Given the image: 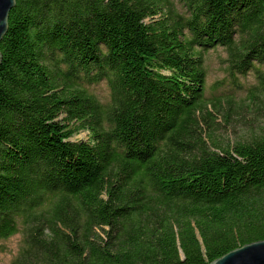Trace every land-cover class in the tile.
Wrapping results in <instances>:
<instances>
[{
  "label": "trees",
  "instance_id": "16d2710c",
  "mask_svg": "<svg viewBox=\"0 0 264 264\" xmlns=\"http://www.w3.org/2000/svg\"><path fill=\"white\" fill-rule=\"evenodd\" d=\"M182 1L188 15L16 0L0 43V240L23 245L10 264H211L264 240V0ZM217 46L231 75H255L246 110L208 108L196 48ZM78 78L107 80L111 103ZM217 115L262 133L206 135Z\"/></svg>",
  "mask_w": 264,
  "mask_h": 264
},
{
  "label": "rangeland",
  "instance_id": "374dc122",
  "mask_svg": "<svg viewBox=\"0 0 264 264\" xmlns=\"http://www.w3.org/2000/svg\"><path fill=\"white\" fill-rule=\"evenodd\" d=\"M175 2L176 10L180 14L188 15L187 9L182 0H172ZM187 34V30L185 31ZM201 56L204 62L206 72L205 96L210 102L208 108L212 110V103L217 102L220 106L221 113L229 107L230 102H234L237 108L241 107L246 110V103H250V93L252 86L257 84V80L253 72L247 75L235 74L229 72L228 53L223 46L209 48L201 51ZM75 84L87 90L91 95H94L97 100L103 104L111 103V90L107 80L100 82L89 83L81 79H75ZM241 109L239 113L243 111ZM238 117V116H237ZM237 117L233 116L228 121H223V115L215 117L214 127H209L205 122L202 123V129L206 135L213 132L221 133L222 135H230L233 140L242 138H250L262 133L261 128L251 129V125L247 121H243L236 127L233 126ZM89 131L84 129L75 134L71 140L87 139ZM106 198V195H104ZM21 227V226H20ZM98 231H100L98 229ZM22 245V233L19 232L14 236L0 240V264H10L14 257L18 254Z\"/></svg>",
  "mask_w": 264,
  "mask_h": 264
},
{
  "label": "water",
  "instance_id": "95a60500",
  "mask_svg": "<svg viewBox=\"0 0 264 264\" xmlns=\"http://www.w3.org/2000/svg\"><path fill=\"white\" fill-rule=\"evenodd\" d=\"M16 0H0V43L8 30V16ZM2 51L0 48V63ZM211 264H264V240L247 243L229 251Z\"/></svg>",
  "mask_w": 264,
  "mask_h": 264
},
{
  "label": "clouds",
  "instance_id": "9594fccd",
  "mask_svg": "<svg viewBox=\"0 0 264 264\" xmlns=\"http://www.w3.org/2000/svg\"><path fill=\"white\" fill-rule=\"evenodd\" d=\"M188 32V31H187ZM211 48H215V47H211ZM197 49V51L199 52V54H200V56H201V51L202 50H207V49H209V48H207V47H203V48H201V47H197L196 48ZM202 57V56H201ZM203 64H204V62H203ZM206 73V72H205ZM78 79H81V78H78ZM81 80H83V79H81ZM83 81H86V80H83ZM94 96V95H93ZM95 97V96H94ZM206 103H207V105L210 103V102H208V100H207V98H206ZM108 227H105V229H107Z\"/></svg>",
  "mask_w": 264,
  "mask_h": 264
},
{
  "label": "bare ground",
  "instance_id": "6f19581e",
  "mask_svg": "<svg viewBox=\"0 0 264 264\" xmlns=\"http://www.w3.org/2000/svg\"><path fill=\"white\" fill-rule=\"evenodd\" d=\"M203 69L205 70L204 64H203ZM110 90H111V88H110Z\"/></svg>",
  "mask_w": 264,
  "mask_h": 264
}]
</instances>
